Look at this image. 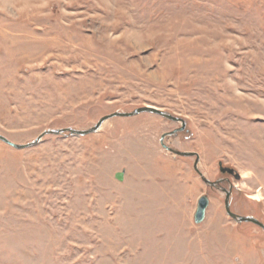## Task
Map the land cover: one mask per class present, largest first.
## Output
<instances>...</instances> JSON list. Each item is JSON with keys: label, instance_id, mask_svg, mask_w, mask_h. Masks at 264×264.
Instances as JSON below:
<instances>
[{"label": "rangeland", "instance_id": "rangeland-1", "mask_svg": "<svg viewBox=\"0 0 264 264\" xmlns=\"http://www.w3.org/2000/svg\"><path fill=\"white\" fill-rule=\"evenodd\" d=\"M153 106L164 144L264 224V0H0V135ZM151 113L0 141V264H264ZM121 173L122 179L115 175ZM208 198L202 222L193 215Z\"/></svg>", "mask_w": 264, "mask_h": 264}, {"label": "water", "instance_id": "water-1", "mask_svg": "<svg viewBox=\"0 0 264 264\" xmlns=\"http://www.w3.org/2000/svg\"><path fill=\"white\" fill-rule=\"evenodd\" d=\"M140 113L155 114V115H158V116H160L166 120H169V121H172L175 123H179L180 124L179 128L174 129L173 131L165 133L161 136L160 145L162 146V148H164L167 152L171 153L172 155L183 156V157H195L193 169L199 175L201 181L206 186H208L210 188H215L217 190L219 189V187H218L219 181H210L209 179L204 177V175L198 170L199 157L196 153L177 151V150L170 148L164 144V139L166 137L174 136L178 132H182L185 129V122L181 118L175 117V116H173V115H171V114H169L163 110H160L159 108L153 107V106L139 107L137 109H134L131 112H114V113H111L109 115H106V116L100 118L93 126H91L88 129H84V130H78V129H73V128L46 130L43 133H41L34 141L27 143V144H14L2 135H0V141L11 146V147H13V148H15V149L21 150V149H26V148L35 146L46 135H64V134H66L67 136L83 137V136L97 132L100 129V127L102 126V124L108 119H111L114 117H131V116L138 115ZM218 166H219V170L222 174L228 172V174H233L235 179L239 178V175L234 173L233 169H230L227 167H222L221 163H219ZM115 178L117 180H121L122 179L121 173H117L115 175ZM208 202H209L208 198L205 195H202L201 197L198 198L197 204H196V209H195V212L193 215L194 223L198 224V223L203 221L204 216H205V211L208 207ZM224 209H225L226 215L230 219H232L235 223H237V224L251 223V224H254V225L260 227L264 231V224H262L258 219L254 218L253 216H241V215L233 213L230 210L229 193L228 192H225Z\"/></svg>", "mask_w": 264, "mask_h": 264}, {"label": "flooded vegetation", "instance_id": "flooded-vegetation-1", "mask_svg": "<svg viewBox=\"0 0 264 264\" xmlns=\"http://www.w3.org/2000/svg\"><path fill=\"white\" fill-rule=\"evenodd\" d=\"M231 177L232 178L234 177L233 174H228V172H226V173L222 174V177H220L218 180H215V181H219V185H218L219 189L218 190L220 192H222L224 194V196H225V192L229 193V197L232 193L233 186L229 181V178H231ZM212 189H215V188H212ZM215 190H217V189H215ZM263 234H264V231H263Z\"/></svg>", "mask_w": 264, "mask_h": 264}]
</instances>
